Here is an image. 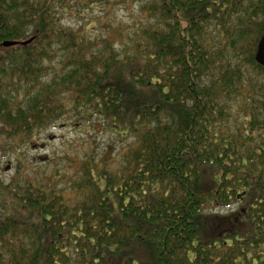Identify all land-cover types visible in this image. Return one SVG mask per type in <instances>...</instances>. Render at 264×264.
<instances>
[{
	"label": "trees",
	"instance_id": "trees-1",
	"mask_svg": "<svg viewBox=\"0 0 264 264\" xmlns=\"http://www.w3.org/2000/svg\"><path fill=\"white\" fill-rule=\"evenodd\" d=\"M97 1L0 0V153L72 117L131 138L74 196L0 174V264H264V0H139L124 48L64 23Z\"/></svg>",
	"mask_w": 264,
	"mask_h": 264
},
{
	"label": "rangeland",
	"instance_id": "rangeland-1",
	"mask_svg": "<svg viewBox=\"0 0 264 264\" xmlns=\"http://www.w3.org/2000/svg\"><path fill=\"white\" fill-rule=\"evenodd\" d=\"M148 19V15L142 13L139 0H100L92 8L88 5L85 12L66 15L64 23L73 27L83 26L87 35L111 38L116 47L124 48L131 44L138 28ZM70 103L71 100L67 99V104ZM34 134L35 138L18 147L17 152L8 150L0 153L2 180L8 182L20 171L25 179L53 182L66 194L72 192V183L81 171L82 162L105 160L110 168L116 170L123 162V148L128 140L131 141L103 120L75 117L58 121Z\"/></svg>",
	"mask_w": 264,
	"mask_h": 264
},
{
	"label": "water",
	"instance_id": "water-1",
	"mask_svg": "<svg viewBox=\"0 0 264 264\" xmlns=\"http://www.w3.org/2000/svg\"><path fill=\"white\" fill-rule=\"evenodd\" d=\"M34 41V37L26 40V41H17V40H8L2 43V47H13L17 45H27ZM256 60L259 64L264 66V34L258 44V49L256 53ZM10 167V166H9Z\"/></svg>",
	"mask_w": 264,
	"mask_h": 264
}]
</instances>
